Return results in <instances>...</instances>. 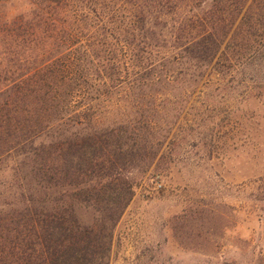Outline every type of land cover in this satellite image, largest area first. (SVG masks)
Returning <instances> with one entry per match:
<instances>
[{
    "label": "trees",
    "instance_id": "obj_1",
    "mask_svg": "<svg viewBox=\"0 0 264 264\" xmlns=\"http://www.w3.org/2000/svg\"><path fill=\"white\" fill-rule=\"evenodd\" d=\"M187 1L26 0L0 13V170L13 173L0 264H109L132 174L166 141L163 87L239 69L264 99V0L198 14ZM122 88L132 101L107 106Z\"/></svg>",
    "mask_w": 264,
    "mask_h": 264
},
{
    "label": "rangeland",
    "instance_id": "obj_2",
    "mask_svg": "<svg viewBox=\"0 0 264 264\" xmlns=\"http://www.w3.org/2000/svg\"><path fill=\"white\" fill-rule=\"evenodd\" d=\"M211 2L188 0L183 10L198 14ZM25 6L13 0L0 13ZM202 71L200 81L161 91L166 141L147 172L132 174L109 264H264V99L248 71ZM123 90L107 106L132 101ZM11 165L0 170V204Z\"/></svg>",
    "mask_w": 264,
    "mask_h": 264
},
{
    "label": "built area",
    "instance_id": "obj_3",
    "mask_svg": "<svg viewBox=\"0 0 264 264\" xmlns=\"http://www.w3.org/2000/svg\"><path fill=\"white\" fill-rule=\"evenodd\" d=\"M160 187V186H159Z\"/></svg>",
    "mask_w": 264,
    "mask_h": 264
}]
</instances>
